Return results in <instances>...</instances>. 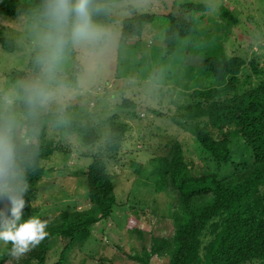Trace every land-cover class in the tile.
Here are the masks:
<instances>
[{
    "label": "rangeland",
    "instance_id": "rangeland-1",
    "mask_svg": "<svg viewBox=\"0 0 264 264\" xmlns=\"http://www.w3.org/2000/svg\"><path fill=\"white\" fill-rule=\"evenodd\" d=\"M130 4L136 15L146 14L152 19L139 37L120 43L119 23L131 14L126 12ZM187 4L193 9H186ZM195 5L205 9L196 11ZM223 10L234 14L237 23L228 25L220 16ZM110 14L120 21L106 25L114 32L115 42L103 59L89 61L78 49L70 50L58 74L66 85L62 110L50 105L34 113L40 123L32 126V134L43 136L40 144L51 143L55 148L51 156L42 160V166L56 167L61 172L57 171L58 175L51 171L47 181L36 185L29 202L30 213L50 227L62 214H67L69 220H81L80 214L90 209L82 172L93 155L105 159L106 174L114 185L116 205L111 216L94 224L91 233L70 248L67 264H145L151 239L171 236V198L155 191L156 177L163 170L158 160L166 156L171 141L177 138L187 146L186 157L198 162L197 167L207 166L206 161H198L195 156L189 125L177 126L173 118L180 119L183 106L197 101L191 94L195 90L216 86L202 70L201 53L213 48L212 41L217 39L227 55L236 51L245 60L256 58L264 72V0H125L111 5ZM171 17L191 24L194 30L176 40L173 49H165L163 39ZM35 19L0 18V38L13 41L12 53H6L0 45V118L11 111L18 125L25 120V107L21 99L8 104L6 98L19 95L17 84L34 80L40 73L29 72L17 83L9 76L23 71L29 61L30 29ZM250 75L253 86L257 77ZM71 77L73 82L69 83ZM243 79L244 75L240 76ZM129 102L133 106L126 105ZM110 117L126 124L121 136L109 137ZM202 120L208 124L207 118ZM179 122L184 124L182 119ZM58 126L65 130L60 131ZM24 131L22 127L18 134ZM209 131L216 135L211 128ZM83 136H94L96 140L92 143L88 138L83 142ZM116 143V155L113 150L107 154L109 145ZM20 171L23 173L24 169ZM7 207L6 200L0 201V211ZM206 237L204 244L210 236ZM37 245L16 257L10 253L11 242H0V256L8 254L2 264H34L32 257L37 254ZM51 245L53 249L45 264L57 260L59 244ZM167 262V257L151 256L148 260V264Z\"/></svg>",
    "mask_w": 264,
    "mask_h": 264
},
{
    "label": "trees",
    "instance_id": "trees-1",
    "mask_svg": "<svg viewBox=\"0 0 264 264\" xmlns=\"http://www.w3.org/2000/svg\"><path fill=\"white\" fill-rule=\"evenodd\" d=\"M123 1L92 0L101 10L94 14V21L104 26L120 21L110 14V7ZM42 4L43 0H0V18H37ZM190 6L187 5L193 9ZM132 8L130 4L126 12L131 14L119 23L120 43L139 37L144 25L152 19L146 14L136 15ZM204 9L196 6V11ZM220 16L228 25L237 23L236 16L228 10H223ZM193 30L191 24L171 17L163 39L164 48L173 49L176 40L190 35ZM262 37L264 42V26ZM216 41H212V49L201 53L202 70L209 74L216 86L191 93L197 101L184 105L183 114L180 111L178 115L184 124L173 118L177 126L189 125L187 130L194 142L195 156L198 161H206L207 166L197 167L198 162L185 156L187 146L177 138L170 140L166 156L158 160L163 170L156 177L155 191L171 198L173 232L168 238L151 239L145 264L151 256L167 257V264H264V72L256 58L245 60L236 51L227 55ZM0 45L6 53L13 52L10 38L1 37ZM29 72L40 73L33 52L24 70L13 72L9 79L17 83ZM248 72L257 77L253 86ZM68 82H73V77ZM21 103L25 107L22 100ZM126 105L133 106L131 102ZM22 114L25 120L19 121L21 124H17L14 136L18 141L17 164L19 170L24 169L23 173L20 172L26 188L22 210L26 213H22V219H27L34 216L30 213L29 202L36 185L47 181L53 171L61 170L43 168L42 160L51 156L55 148L51 143L40 144L43 136L36 135V132L32 134V126L40 123L39 117L29 115L26 108ZM202 118H207L208 124H203ZM108 124L109 137L121 136L126 129V124L114 121L113 117L109 118ZM22 127L25 131L18 134ZM58 129L63 130L60 126ZM66 133L69 132L66 130ZM93 137L83 136V142L89 138L94 143L96 138ZM118 147L117 143L110 144L106 153L113 150L116 155ZM104 160L101 155L91 156L82 172L86 177V198L90 209L80 214L81 220H69L67 214H62L51 223V227L48 224L49 228L47 225L45 229L48 234L38 243L37 254L32 257L34 264H45L53 242L59 244L57 260L53 264H67L70 248L86 238L94 224L111 216L116 197ZM206 236L210 237L204 244ZM7 255L0 256V264Z\"/></svg>",
    "mask_w": 264,
    "mask_h": 264
},
{
    "label": "clouds",
    "instance_id": "clouds-1",
    "mask_svg": "<svg viewBox=\"0 0 264 264\" xmlns=\"http://www.w3.org/2000/svg\"><path fill=\"white\" fill-rule=\"evenodd\" d=\"M187 5L185 8L190 9ZM100 11L92 0H43L30 29L31 49L40 74L18 83L19 95L10 94L6 102L21 99L29 115L50 105L62 110L66 85L58 74L69 51L78 49L89 61L100 62L115 42L114 32L93 19ZM16 127L17 117L8 111L0 122V201L8 202L7 209L0 211V242H11L10 253L18 257L44 239L47 224L37 216L22 220L26 188L17 164Z\"/></svg>",
    "mask_w": 264,
    "mask_h": 264
}]
</instances>
